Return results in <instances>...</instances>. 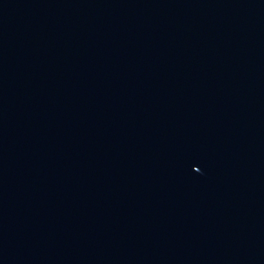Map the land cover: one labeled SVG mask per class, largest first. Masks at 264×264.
I'll use <instances>...</instances> for the list:
<instances>
[{
	"label": "water",
	"instance_id": "water-1",
	"mask_svg": "<svg viewBox=\"0 0 264 264\" xmlns=\"http://www.w3.org/2000/svg\"><path fill=\"white\" fill-rule=\"evenodd\" d=\"M0 264H264V0H0Z\"/></svg>",
	"mask_w": 264,
	"mask_h": 264
}]
</instances>
